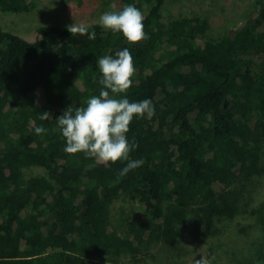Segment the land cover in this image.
<instances>
[{"label": "trees", "instance_id": "1", "mask_svg": "<svg viewBox=\"0 0 264 264\" xmlns=\"http://www.w3.org/2000/svg\"><path fill=\"white\" fill-rule=\"evenodd\" d=\"M117 1L142 11L148 39L129 44L96 23L94 39L41 25L30 40L0 25V264H141L153 245L171 253L186 229L215 233L241 214L259 235L234 264H264V200L246 192L264 173V0L257 18L216 38L198 15L163 16L166 0ZM33 7L0 0L4 13ZM124 48L136 68L126 98L151 100L155 115L131 122L129 158L144 163L117 180L127 161L67 154L56 119L99 94L98 59ZM118 202L143 213L122 206L114 220Z\"/></svg>", "mask_w": 264, "mask_h": 264}, {"label": "rangeland", "instance_id": "2", "mask_svg": "<svg viewBox=\"0 0 264 264\" xmlns=\"http://www.w3.org/2000/svg\"><path fill=\"white\" fill-rule=\"evenodd\" d=\"M34 7L29 12L4 13L0 12V25L25 39H34L36 29L41 25L70 26L98 23L99 17L106 11H117V0H33ZM257 0H166L161 7V13L166 18L198 15L207 19L209 29L207 37L221 35L224 29L229 33L247 23L250 15L257 18ZM264 149V144H263ZM27 175H46L41 167H31ZM246 192L250 203L257 205L264 200V173L248 182ZM126 210L134 207V213H143L135 203L118 202L112 208L113 219H120V208ZM253 220L248 215H239L227 227L211 233L209 229H186L180 248L168 253L161 244L153 245L148 253L140 254L141 264H194L201 256L214 257L212 264H234L237 259L246 255L250 242L259 235L257 228L251 230ZM251 227V228H250ZM247 229L248 234L239 229ZM252 233V234H249ZM264 236L263 231L260 232ZM125 256L119 264L129 263ZM91 264H104L102 258L93 259Z\"/></svg>", "mask_w": 264, "mask_h": 264}, {"label": "clouds", "instance_id": "3", "mask_svg": "<svg viewBox=\"0 0 264 264\" xmlns=\"http://www.w3.org/2000/svg\"><path fill=\"white\" fill-rule=\"evenodd\" d=\"M144 14L134 5H125L119 11H106L98 20L105 30L120 33L129 44H137L148 39L144 31ZM67 31L80 36L88 35L95 38V32L88 33L85 24H75L67 27ZM101 74L98 83L102 89L98 95H92L85 106L67 107L56 121L62 137L66 141L64 151L67 154L84 153L87 158H95L99 163L108 164L117 161H127L126 167L120 170L117 180L130 170L143 165L144 161L130 160V152L138 144L129 141L127 133L135 118L155 115L153 103L149 99L130 102L126 98L127 91L132 87V77L136 72L133 57L124 48L115 56L105 55L97 61ZM50 114H40V119L48 120ZM46 132L43 126L36 127L35 133ZM214 257L201 256L194 264H212Z\"/></svg>", "mask_w": 264, "mask_h": 264}]
</instances>
